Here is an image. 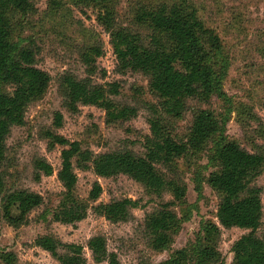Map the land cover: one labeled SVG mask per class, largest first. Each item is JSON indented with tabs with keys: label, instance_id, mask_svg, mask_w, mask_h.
I'll use <instances>...</instances> for the list:
<instances>
[{
	"label": "rangeland",
	"instance_id": "374dc122",
	"mask_svg": "<svg viewBox=\"0 0 264 264\" xmlns=\"http://www.w3.org/2000/svg\"><path fill=\"white\" fill-rule=\"evenodd\" d=\"M159 1L112 0L117 25L147 43L150 33L134 23L133 11L137 2L156 4ZM189 1L196 7L199 18L220 39V51L213 60L220 94L187 98L178 118L160 111L158 99L141 72L119 68L109 36L96 22L95 10L75 6L72 0H34L32 10L14 15L11 40L22 41L34 51L35 66L48 75L49 83L45 94L26 108L23 125L11 127L0 161L4 194L25 190L43 199L41 205L25 216L26 221L16 227L6 223L3 202L0 203V252L12 253L13 264H60L36 246L35 239L44 235L63 244L82 246L78 264H108L107 257L97 262L87 247L89 239L95 236L104 239L107 256L113 255L118 264H159L198 239L201 242L204 239L203 245L215 253L204 264H235L232 246L248 230L224 229L215 217L220 198L206 182L209 173L215 170L209 162L214 138L197 153H189L169 165H156L164 177L178 186L174 193H150L123 172L119 158L122 170L109 178L97 176L89 164L85 168L77 166L74 160L77 179L71 195L87 206V215L73 224L53 220V213L64 200L66 191L57 179L61 147L48 148L47 132L76 141L82 150L93 154L129 152L137 158L145 153L144 137L150 134L152 117H161L171 136L181 141L188 133L193 114L208 111L216 119L225 120L229 140L250 153L264 154V0ZM91 47L101 50L98 56L90 53L94 59L92 72L81 58ZM65 74L89 78L107 90L108 84L117 83V93L107 96L117 107L134 109L135 115L110 121L105 111L95 106L79 105L77 111H70L60 86ZM4 90L11 92L12 87L4 86ZM56 112L62 115L60 127L53 124ZM37 159L51 165L52 175L35 180L33 163ZM134 169L149 179L153 177L147 167L137 165ZM94 183L100 185L101 193L92 201L88 194ZM252 185L259 190L261 201V225L255 232L260 236L264 231V163ZM122 199L134 202L125 221L111 223L95 211L100 204ZM163 209L176 217L177 228L170 234L166 248L156 249L146 221ZM12 215H18L14 208ZM207 223L216 225L219 232L204 238L203 227ZM162 242L163 238L158 237V243Z\"/></svg>",
	"mask_w": 264,
	"mask_h": 264
},
{
	"label": "trees",
	"instance_id": "16d2710c",
	"mask_svg": "<svg viewBox=\"0 0 264 264\" xmlns=\"http://www.w3.org/2000/svg\"><path fill=\"white\" fill-rule=\"evenodd\" d=\"M33 1L0 0V161L11 127L23 125L28 105L41 98L48 88L49 77L35 66L34 51L28 45H23L22 41L11 40L14 15L32 10ZM72 1L75 6L97 12L96 22L108 34L119 68L137 70L148 79L149 88L165 115L180 117L185 100L192 96L220 94V82L213 69V60L220 51L221 42L218 35L199 18L196 7L189 0L136 3L133 21L149 31L147 43H142L136 34L117 25L112 0ZM91 52L98 56L101 50L91 47L81 55L83 64L89 66L90 72L94 69ZM4 86H11L12 91L6 92ZM60 86L65 106L70 111H77L79 105L95 106L103 109L110 121L125 120L135 115L134 109L117 107L107 96L108 93H117V83L108 84L107 90L103 85L93 84L89 78L78 79L72 74H65L61 77ZM53 124L55 127L61 126V113L54 114ZM149 129L150 134L144 137L145 153L137 158L129 152L93 154L90 150H82L76 141L71 142L61 135L47 132L48 148L61 147L57 179L66 191L64 200L53 213V220L73 224L87 215V206L71 195L77 179L74 160L77 166L85 168L89 164L97 176L109 178L121 172L119 158L123 172L150 193H174L178 186L164 177L156 165H169L189 153H197L214 138L209 162L215 170L209 173L206 182L220 198L215 217L224 229L248 230L232 246L235 264H264V231L260 236L255 234L261 225V201L259 190L252 185L261 172L264 154L250 153L229 140L225 134V120L216 119L208 111L193 114L188 133L181 141L171 136L161 117H152ZM137 165L147 167L153 177L149 179L145 173L136 171L134 167ZM33 171L35 180L53 173L51 165L43 159L34 161ZM3 189L4 186L0 184L3 218L13 227L24 223L25 216L43 201L37 193L16 190L4 194ZM100 193V185L94 183L88 197L95 201ZM131 207H134L133 201L122 199L100 204L95 211L109 222L118 223L126 220ZM12 208L18 212L17 216L12 215ZM176 228V217L166 209L151 215L146 221V229L153 236L152 245L156 249L166 248L169 236ZM203 232L204 238H208L217 234L219 229L207 223ZM158 237L163 238L162 243H158ZM203 243L204 239L202 242L198 239L195 244L175 251L169 259L159 264H204L214 258L215 253ZM35 244L60 264H78L83 253L82 246L63 244L48 235L37 237ZM87 247L97 262L107 257L108 264H118L113 255L107 256L105 241L101 236L89 239ZM13 261L12 253L0 252V264H13Z\"/></svg>",
	"mask_w": 264,
	"mask_h": 264
}]
</instances>
